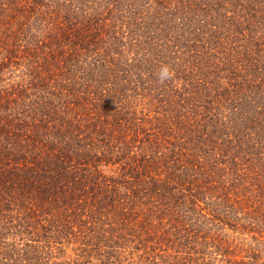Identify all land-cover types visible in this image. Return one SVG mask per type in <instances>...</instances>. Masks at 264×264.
Here are the masks:
<instances>
[{"label": "trees", "instance_id": "obj_1", "mask_svg": "<svg viewBox=\"0 0 264 264\" xmlns=\"http://www.w3.org/2000/svg\"><path fill=\"white\" fill-rule=\"evenodd\" d=\"M259 247L264 0H0V264Z\"/></svg>", "mask_w": 264, "mask_h": 264}, {"label": "clouds", "instance_id": "obj_2", "mask_svg": "<svg viewBox=\"0 0 264 264\" xmlns=\"http://www.w3.org/2000/svg\"><path fill=\"white\" fill-rule=\"evenodd\" d=\"M169 76V72L167 68L162 69L161 71V79H164Z\"/></svg>", "mask_w": 264, "mask_h": 264}, {"label": "rangeland", "instance_id": "obj_3", "mask_svg": "<svg viewBox=\"0 0 264 264\" xmlns=\"http://www.w3.org/2000/svg\"><path fill=\"white\" fill-rule=\"evenodd\" d=\"M247 245L248 246H250L251 245V247H255L256 246V244H254V243H251V242H248L247 243ZM255 245V246H254ZM259 249H262L261 251V255L259 256V257H263V259H264V249L262 248V247H259ZM264 261V260H263Z\"/></svg>", "mask_w": 264, "mask_h": 264}]
</instances>
